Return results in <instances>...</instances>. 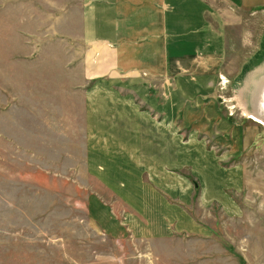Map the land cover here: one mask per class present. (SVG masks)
Returning a JSON list of instances; mask_svg holds the SVG:
<instances>
[{"label":"rangeland","instance_id":"374dc122","mask_svg":"<svg viewBox=\"0 0 264 264\" xmlns=\"http://www.w3.org/2000/svg\"><path fill=\"white\" fill-rule=\"evenodd\" d=\"M243 14L222 6L207 17L218 36L206 49L220 54L219 108L243 127L216 144L204 136L209 150L218 145L217 156L231 153L221 163L228 178L214 174L204 197L196 191L167 200L201 233L153 238L141 233L146 222L117 195L116 183L99 180L105 168L94 173L87 165L84 92L117 73L86 79L85 61L96 48L78 38L80 24L68 32L71 0H0V264H264V124L240 110L264 122V105L245 103L242 82L230 72L243 66ZM249 91L256 98L259 87ZM180 169L191 191V168Z\"/></svg>","mask_w":264,"mask_h":264},{"label":"crops","instance_id":"0c3cea01","mask_svg":"<svg viewBox=\"0 0 264 264\" xmlns=\"http://www.w3.org/2000/svg\"><path fill=\"white\" fill-rule=\"evenodd\" d=\"M222 6L244 11L243 66L230 71L232 78L242 82L245 103L264 105V0H71L68 32L76 30L71 23L80 24L78 38L96 48L85 61L86 79L117 73L84 92L87 165L94 173L92 168H105L99 180L116 183L117 195L145 220L141 233L147 237L201 233L182 207L167 200H187L196 191L204 197V183L214 182V174L228 178L221 163L231 153L217 156L218 145L209 150L204 142V136L215 143L243 128L219 108L220 54L206 49L209 38H218L207 26L210 8ZM228 53L236 54L230 47ZM166 79L170 86L163 85ZM251 85L259 87L256 98ZM183 167L196 179L191 191Z\"/></svg>","mask_w":264,"mask_h":264},{"label":"bare ground","instance_id":"6f19581e","mask_svg":"<svg viewBox=\"0 0 264 264\" xmlns=\"http://www.w3.org/2000/svg\"><path fill=\"white\" fill-rule=\"evenodd\" d=\"M240 110L242 112V117L243 118H246V119H254L255 122H258V123H262L264 124L263 121H261L258 117H256L254 114H251L250 112H248L245 108H243L242 106L240 107ZM262 126V125H261Z\"/></svg>","mask_w":264,"mask_h":264}]
</instances>
